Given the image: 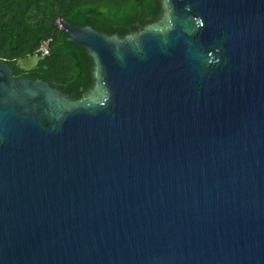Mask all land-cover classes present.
<instances>
[{
  "label": "water",
  "instance_id": "1",
  "mask_svg": "<svg viewBox=\"0 0 264 264\" xmlns=\"http://www.w3.org/2000/svg\"><path fill=\"white\" fill-rule=\"evenodd\" d=\"M74 98L0 59V264H264V0H164Z\"/></svg>",
  "mask_w": 264,
  "mask_h": 264
},
{
  "label": "trees",
  "instance_id": "2",
  "mask_svg": "<svg viewBox=\"0 0 264 264\" xmlns=\"http://www.w3.org/2000/svg\"><path fill=\"white\" fill-rule=\"evenodd\" d=\"M164 0H0V59L14 75L42 78L74 98L93 87L94 60L70 40L59 19L123 37L159 20ZM50 39V51L36 55ZM35 58L30 67L24 60Z\"/></svg>",
  "mask_w": 264,
  "mask_h": 264
},
{
  "label": "built area",
  "instance_id": "3",
  "mask_svg": "<svg viewBox=\"0 0 264 264\" xmlns=\"http://www.w3.org/2000/svg\"><path fill=\"white\" fill-rule=\"evenodd\" d=\"M49 51H50V39H44L40 43L36 55L45 56L49 53Z\"/></svg>",
  "mask_w": 264,
  "mask_h": 264
},
{
  "label": "rangeland",
  "instance_id": "4",
  "mask_svg": "<svg viewBox=\"0 0 264 264\" xmlns=\"http://www.w3.org/2000/svg\"><path fill=\"white\" fill-rule=\"evenodd\" d=\"M35 62V58H30V59H27V60H24L23 61V64L27 67H30L31 65H33Z\"/></svg>",
  "mask_w": 264,
  "mask_h": 264
}]
</instances>
